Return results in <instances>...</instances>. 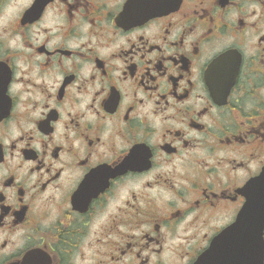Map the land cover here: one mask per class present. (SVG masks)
<instances>
[{"label":"flooded vegetation","instance_id":"af4514ba","mask_svg":"<svg viewBox=\"0 0 264 264\" xmlns=\"http://www.w3.org/2000/svg\"><path fill=\"white\" fill-rule=\"evenodd\" d=\"M263 175L264 0H0V264H264Z\"/></svg>","mask_w":264,"mask_h":264},{"label":"water","instance_id":"95a60500","mask_svg":"<svg viewBox=\"0 0 264 264\" xmlns=\"http://www.w3.org/2000/svg\"><path fill=\"white\" fill-rule=\"evenodd\" d=\"M253 193L258 196L264 194V175L254 185ZM264 232V203L262 205H256L253 202H249L242 210L241 215L237 223L226 232V234H248L253 241V247L255 248L257 243L262 237ZM230 243L243 242L238 239H225Z\"/></svg>","mask_w":264,"mask_h":264}]
</instances>
